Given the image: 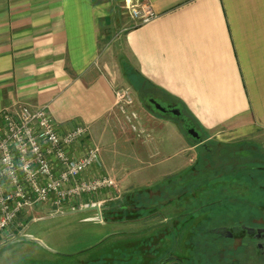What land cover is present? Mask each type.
<instances>
[{
  "label": "crops",
  "instance_id": "obj_1",
  "mask_svg": "<svg viewBox=\"0 0 264 264\" xmlns=\"http://www.w3.org/2000/svg\"><path fill=\"white\" fill-rule=\"evenodd\" d=\"M148 1L157 16L133 26L122 0H0V111L45 106L60 132L88 126L75 153L91 144L101 153L87 137L114 111L124 123L113 91L130 87L128 61L145 79L138 136L148 115L152 134L167 120L181 129L147 106L153 96L180 103L212 144L264 150V0ZM153 141L156 151L169 145Z\"/></svg>",
  "mask_w": 264,
  "mask_h": 264
},
{
  "label": "rangeland",
  "instance_id": "obj_2",
  "mask_svg": "<svg viewBox=\"0 0 264 264\" xmlns=\"http://www.w3.org/2000/svg\"><path fill=\"white\" fill-rule=\"evenodd\" d=\"M117 36H114L116 39L114 42L118 41ZM120 85L122 83H117L116 87ZM126 85L128 86V84ZM129 89L134 99L131 109L146 114L148 109L138 99L133 89L131 87ZM158 101L164 104L163 101ZM151 117L148 115L149 121L147 122L148 119H144V125L148 130L142 136H138L137 130L134 131L131 128V124L136 125V120L132 123L124 120V125L120 115L115 111L107 119L108 126L105 131L98 129L92 132V136L89 135L87 140L89 139L101 147L100 157L102 158V166L94 169L92 175L108 174L114 179L115 187L102 189L93 194L91 198L87 195L81 196L73 204H65L59 210L49 204H44L24 214L21 221L0 237V264H91L89 260L96 258L100 251L112 244L155 231L147 227L163 215L165 208H162L163 213L159 210L149 217L114 221H104L102 213L103 216L101 215V218L97 219V208L79 210L85 208L84 203L88 199L102 203H97L101 210L105 206L108 207L110 201L118 199L127 192L148 188L150 195L157 194L158 191L154 189L157 183L190 169L189 165L196 160L200 144L189 137L186 138L179 126L172 120H167V124L162 130H156L152 134L151 128L156 118ZM120 128H125V130ZM153 135L156 139L160 135L163 136V139H169V145L163 150L156 151ZM171 137H173V141ZM182 141L188 145L194 144L195 147L188 151L184 150ZM240 146H237L238 149L228 148L232 150L235 158L225 157L222 159L216 156L212 165L208 164L206 168H215L221 171L222 163L225 166L237 167L236 165L241 162H245L241 164L243 169L254 166L249 162L251 159L242 158L248 150L245 147L239 149ZM212 147L216 152L219 149L221 151L222 148L215 143L212 144ZM218 153L220 154V152ZM224 170L228 171V169ZM193 174L195 176V173ZM229 175L230 173L224 174L218 179H212V185L205 184V191L208 189L216 197H219V194L227 196V198L231 197L232 202L228 204L229 212L235 214L238 211L237 213L244 214L245 209L248 208L246 204L263 198L264 193L258 190L255 184L252 186L243 182L237 183V180L230 182ZM191 180L190 178V183ZM222 181L225 183H221ZM219 190H221L220 193ZM204 196L211 197L207 193ZM215 196L212 195V198ZM243 199L245 202H242ZM181 209V207L170 206L171 212H179ZM169 240L170 238L167 237L165 241ZM120 246L124 247L121 248L120 255L122 257L127 258L129 255L135 259L140 257L138 248L124 244Z\"/></svg>",
  "mask_w": 264,
  "mask_h": 264
},
{
  "label": "built area",
  "instance_id": "obj_3",
  "mask_svg": "<svg viewBox=\"0 0 264 264\" xmlns=\"http://www.w3.org/2000/svg\"><path fill=\"white\" fill-rule=\"evenodd\" d=\"M122 1L133 26L157 16L148 0ZM113 93L114 105L132 123L137 114L131 109L130 89L120 85ZM136 127L131 124L134 131ZM87 135V125L60 132L45 106L19 105L15 112L0 111V237L39 205L59 210L81 196L91 198L102 189L115 187L109 175H92L93 169L102 166L97 145L75 153V145ZM93 203L100 202L88 199L84 205Z\"/></svg>",
  "mask_w": 264,
  "mask_h": 264
},
{
  "label": "trees",
  "instance_id": "obj_4",
  "mask_svg": "<svg viewBox=\"0 0 264 264\" xmlns=\"http://www.w3.org/2000/svg\"><path fill=\"white\" fill-rule=\"evenodd\" d=\"M121 68L129 86L137 96L143 99V91L145 89L142 88L145 79H143L128 61H122ZM170 104L180 108L181 114L178 117L171 115H168V117L177 121L181 125L182 132L190 138L185 128L182 127L180 119L184 118L185 121L190 123V126L196 129H199V127L195 125V122L185 113L180 103L173 102ZM225 147L226 146L222 147L221 151L219 149L220 154L217 155V157L222 159H225V157H234L232 151L229 150L228 147ZM213 150L211 142H207L205 146L200 145L198 148L197 160L194 165L187 171H183L157 183L154 187V189L158 191L157 194L150 195L148 188L127 192L118 199L110 201L107 205L108 207H103L104 211H102V214L104 216H102L104 221L135 220L156 214L157 211H162V208H165V210L164 213L162 211L163 215L160 216L158 220L151 222L147 227L155 231L137 238H127L122 242L112 244L100 251L98 256L89 260V262H91V264H166L174 262H177L176 264H186L187 248L190 241V191L193 190L195 192V200L193 203L196 207L200 199H205V186L203 185L206 183L211 184L212 179H218L224 174L230 173V182L237 180V183L243 182L249 185L255 183L256 186L264 179V171H262L261 168H254V176L250 179L248 177V169H243L241 165L245 162L236 165L237 167L231 165L225 166L222 163L221 171L215 168H206L208 164L212 165L211 163L214 162L215 156L213 155ZM242 158L251 159L249 162L253 163V165H264V150L259 147H257V150H248L246 155ZM224 169H228V171ZM193 173H195V176H193ZM190 178L192 179L191 183ZM223 182L225 183V181L221 183ZM219 188L221 187L219 186ZM170 206L181 207L182 209L179 212H171ZM164 218H166V220H163ZM195 222H200L194 229V241L196 240L195 244L198 245L197 240L200 238L201 221L195 220ZM167 237L170 238L168 242L165 241ZM121 244L138 248L140 257L137 259L132 258L131 255L127 258L124 256L122 257L120 253L122 251L121 248L124 247L120 246Z\"/></svg>",
  "mask_w": 264,
  "mask_h": 264
},
{
  "label": "flooded vegetation",
  "instance_id": "obj_5",
  "mask_svg": "<svg viewBox=\"0 0 264 264\" xmlns=\"http://www.w3.org/2000/svg\"><path fill=\"white\" fill-rule=\"evenodd\" d=\"M149 98L147 97V100ZM146 104L153 111V105L149 101ZM167 104L169 103H164V105ZM168 111L159 113L169 115ZM180 121L182 127L186 129L191 127L184 118H181ZM198 134L197 139L190 138L205 146L208 141L199 131ZM213 151V155L216 157L219 151ZM254 168H261L264 171V165L256 164L245 168L248 169L250 179L254 176ZM251 184L254 186L255 183ZM255 187L264 193V179ZM218 192L220 193L221 190ZM206 193L211 197L205 196V199H200L195 207L193 203L195 192L190 191V241L187 248L186 264H264V197L248 201L249 204H246L248 208L245 209L244 214L237 213L238 211L232 214L228 208V204L232 202L231 197L227 198L221 194L216 197L208 189L204 195ZM212 195L215 197L212 198ZM242 202H245L244 199ZM195 220L201 221L198 245L195 244L196 240L194 241V229L200 222L197 223Z\"/></svg>",
  "mask_w": 264,
  "mask_h": 264
},
{
  "label": "water",
  "instance_id": "obj_6",
  "mask_svg": "<svg viewBox=\"0 0 264 264\" xmlns=\"http://www.w3.org/2000/svg\"><path fill=\"white\" fill-rule=\"evenodd\" d=\"M152 105H153V110H156V111H159L161 113H165L169 112V115L171 116H174V117H178L180 116L181 114V110L180 108L172 105V104H167V105H164V104H161L158 100H156L155 98H149L148 100ZM181 122V121H180ZM185 131L186 133L188 134V136H190L191 138H194V139H197L199 137V134H198V130H196V128L194 127H188L187 129L185 128ZM99 205L98 204H88V205H85V208H80L79 210H83V209H87V208H97V213H98V216H97V219H100L101 216H100V213H101V210H99ZM102 209V208H101ZM32 240H37V239H34V238H31ZM38 242H40L39 240H37Z\"/></svg>",
  "mask_w": 264,
  "mask_h": 264
}]
</instances>
